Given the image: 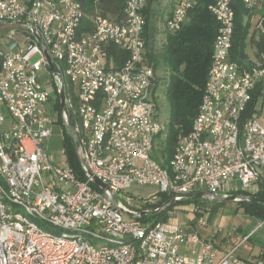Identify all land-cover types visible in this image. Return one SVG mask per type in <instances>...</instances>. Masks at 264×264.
Segmentation results:
<instances>
[{
	"label": "built area",
	"instance_id": "built-area-1",
	"mask_svg": "<svg viewBox=\"0 0 264 264\" xmlns=\"http://www.w3.org/2000/svg\"><path fill=\"white\" fill-rule=\"evenodd\" d=\"M194 2L175 0L159 22L163 42ZM242 2L250 14L261 0ZM146 4L126 0L117 19L98 9L87 15L75 0H0V25L17 26L0 33V264H264V256L237 254L249 235L235 228L222 233L234 243L222 252L202 236V208L177 217L186 194L257 196L264 188V52L258 62L232 60L234 10L230 0H212L218 28L201 102L163 167L156 157L166 125L142 36ZM61 87L79 171L63 146L61 161L48 151L55 125L64 138ZM132 185L158 192L134 199Z\"/></svg>",
	"mask_w": 264,
	"mask_h": 264
},
{
	"label": "trees",
	"instance_id": "trees-1",
	"mask_svg": "<svg viewBox=\"0 0 264 264\" xmlns=\"http://www.w3.org/2000/svg\"><path fill=\"white\" fill-rule=\"evenodd\" d=\"M75 1L87 15L98 9L103 15L117 19L123 15L126 2V0ZM161 2L162 0H147L142 36L145 41L147 63L155 71L162 67L167 71L163 83L169 115L163 136L158 140L159 156L156 157L163 167H167L178 143V137L189 132L201 102L218 23L208 9L212 0H195L188 12L187 22L179 31L166 33L162 49L158 50L156 37L159 33V20L163 16L160 8ZM230 3L234 10L230 58L239 63L246 62L249 58L246 52L247 37L248 33L252 32L248 22L250 14L242 0H230ZM262 16L264 19V13ZM257 34L253 39L254 46L258 51L263 52L264 28L258 30ZM117 53L118 50L115 49L114 54ZM57 108L59 109V106ZM62 146L68 164L74 170L79 171L81 166L76 155L74 141L66 129H64ZM257 197L264 199V188L259 191ZM196 199L198 198L185 199L182 203ZM239 203L244 205L245 213L260 217L264 221V204L249 201H239ZM154 217L157 221L165 219L164 213H155Z\"/></svg>",
	"mask_w": 264,
	"mask_h": 264
},
{
	"label": "rangeland",
	"instance_id": "rangeland-1",
	"mask_svg": "<svg viewBox=\"0 0 264 264\" xmlns=\"http://www.w3.org/2000/svg\"><path fill=\"white\" fill-rule=\"evenodd\" d=\"M165 3H166V0H162V2L160 3V8L162 11L163 8L166 7V12H168L170 8L168 6V2L166 3V5ZM263 13H264V0H261L257 8H255L250 13V16H248V22L250 24V29L252 32L248 33V37H247L248 46H246V52L248 56L254 62L259 61L257 57L260 58V54L262 53L258 51L257 48L254 46L255 41H253V39H255V37L258 35L257 32H258L259 27L262 26V28H264V24H262L264 23V19H262ZM259 20L260 22H258ZM16 28L17 26H14V25H0V33L4 34L9 29H16ZM16 39L18 41L22 39L19 33L16 35ZM156 44H157L158 50H161L163 46V37H162V33L160 29L156 37ZM36 58H38V56L34 57V59ZM40 73L44 78L49 77L48 74H46L45 71L43 70ZM156 74H157L156 75L157 80H156V84L154 85L153 89L155 92V100L157 103L158 119L166 125L168 121L169 109H168V102H167V97L165 94V86L163 83V79L167 76V71L166 69L162 67L161 69L156 70ZM47 107L51 110H55L54 109L55 107L53 105V100H50L49 102H47ZM61 131L62 130H60V127L58 125H55L52 130V135L48 141V151L58 161H61V158H62L61 156V149H62ZM130 190H131V193L134 195V199L145 198L147 196H150L153 193L158 192L157 187L154 185H144V186L132 185ZM183 205H186L187 209L183 210L182 207H180L179 210L177 211V217L180 220L186 219L187 212L192 214L193 207L202 208V210L208 212V215L210 216L212 215L206 227H201L199 225L196 226L197 231L201 235H206L210 230L217 229V228H221L222 230V232L218 233L219 235H221L222 233H225V231L232 229V228H235L236 232L237 231L239 232L241 228L242 230L245 229L246 231L250 232L252 229H254L255 226L258 225L259 220L262 221V218L260 217H255V219H252L244 215L245 214L244 205H241L239 202L232 201V200H209V199H204V198H200V199L198 198L196 200L188 201ZM149 207H154V205H151ZM225 216L227 219L223 222V218ZM40 223L42 224L40 226L45 228V226L43 225L45 223L44 222H40ZM237 225H241V227ZM262 230H264V227L263 229H260L259 231L261 232ZM256 245H258V243H256Z\"/></svg>",
	"mask_w": 264,
	"mask_h": 264
},
{
	"label": "crops",
	"instance_id": "crops-1",
	"mask_svg": "<svg viewBox=\"0 0 264 264\" xmlns=\"http://www.w3.org/2000/svg\"><path fill=\"white\" fill-rule=\"evenodd\" d=\"M167 2H168L169 8L171 9V7L173 6L175 0H166V3ZM166 3H165V5H166ZM162 13H163V17H165L166 14L169 13V11L166 12V7H164L163 10H162ZM161 19L159 20V22L161 21ZM189 214L190 213H187L186 219L188 218ZM244 215H246V216H248L249 218H252V219H255V217H256L254 215H250V214H247V213H245ZM210 217L211 216L209 215L208 219H207V223H208ZM226 219L227 218L225 216L223 218V222ZM263 222H264L263 220L262 221L259 220L258 225L255 226L254 229H252L250 232L246 231L245 229L242 230V228H241V230L239 232L237 231L241 236L249 235L248 240L245 243L241 244L240 247L236 250L237 254L240 257L247 258V259H253V258H256L258 256H264V230H262L261 232L259 231L260 229H263V227H264V223ZM237 226L241 227V225H237ZM204 227H206V226H204ZM214 230H216V229L210 230L206 235H202V236H204V237H208V236L209 237H213V240L215 241L216 247L220 250V252L227 250L228 248H230V246H232L234 244L233 242H229L227 240V238H224L222 236V234L219 235L218 234L219 232L217 234H213ZM259 233H260V235H259ZM256 243H258V245H256ZM180 252L182 254H184V255H192V246L190 244H188V245L187 244H182L181 247H180Z\"/></svg>",
	"mask_w": 264,
	"mask_h": 264
},
{
	"label": "water",
	"instance_id": "water-1",
	"mask_svg": "<svg viewBox=\"0 0 264 264\" xmlns=\"http://www.w3.org/2000/svg\"><path fill=\"white\" fill-rule=\"evenodd\" d=\"M37 38L40 41V38L38 36H37ZM47 60H48L49 66L51 67L53 72L57 73L56 67L51 62V60L48 57V55H47ZM59 99H60V110L67 117V121H66V124H65V129L70 134V136L72 137V139L74 141L75 149L77 150L78 149V139H77V136H76L75 132L73 131V128H72V125H71V122H70V117L68 116V111H67V107H66V104H65V93H64V90H63L62 87L60 89ZM94 182L97 185H102L104 188L106 187L98 179H94ZM183 197H185L186 199L204 198V199H209V200L249 201V202H256V203L264 204V199L263 198H259L257 196H247V195H244V194L230 195V196H225L224 197V196H220V195H211V194H208L206 192H194V193L186 194ZM169 202H173V200L171 199Z\"/></svg>",
	"mask_w": 264,
	"mask_h": 264
}]
</instances>
